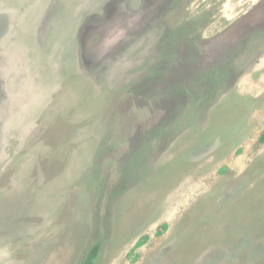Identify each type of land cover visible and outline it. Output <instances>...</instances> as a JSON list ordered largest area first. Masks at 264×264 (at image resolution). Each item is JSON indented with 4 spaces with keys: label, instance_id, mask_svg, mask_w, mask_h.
<instances>
[{
    "label": "rangeland",
    "instance_id": "rangeland-1",
    "mask_svg": "<svg viewBox=\"0 0 264 264\" xmlns=\"http://www.w3.org/2000/svg\"><path fill=\"white\" fill-rule=\"evenodd\" d=\"M263 14L0 0V264H264Z\"/></svg>",
    "mask_w": 264,
    "mask_h": 264
},
{
    "label": "trees",
    "instance_id": "trees-1",
    "mask_svg": "<svg viewBox=\"0 0 264 264\" xmlns=\"http://www.w3.org/2000/svg\"><path fill=\"white\" fill-rule=\"evenodd\" d=\"M260 140L264 142V135L260 138ZM142 244H143V240H138L135 244V247H139ZM96 252H97V246L95 245L91 248V250L88 251V253L86 254V257L84 258L81 264H94Z\"/></svg>",
    "mask_w": 264,
    "mask_h": 264
},
{
    "label": "crops",
    "instance_id": "crops-1",
    "mask_svg": "<svg viewBox=\"0 0 264 264\" xmlns=\"http://www.w3.org/2000/svg\"><path fill=\"white\" fill-rule=\"evenodd\" d=\"M263 16H264V14H263Z\"/></svg>",
    "mask_w": 264,
    "mask_h": 264
}]
</instances>
